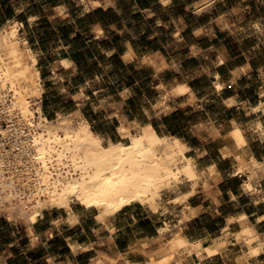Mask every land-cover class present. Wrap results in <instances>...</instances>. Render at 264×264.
Here are the masks:
<instances>
[{
    "label": "crops",
    "instance_id": "0c3cea01",
    "mask_svg": "<svg viewBox=\"0 0 264 264\" xmlns=\"http://www.w3.org/2000/svg\"><path fill=\"white\" fill-rule=\"evenodd\" d=\"M7 1L0 0V9ZM93 1H16L10 15L19 20H10L18 22L21 39L37 56L42 81L51 85L45 86L42 96L48 88L56 90L57 96L73 89L84 93L86 84L73 81L79 75L86 79L85 63L98 62L103 69L89 78L95 84L92 92L109 106L92 110L99 114V124L114 127L109 139H122V119L125 125L134 121L152 125L160 135L177 136L186 144L200 178L196 182L183 178L169 195L164 194L157 211L133 203L102 219L96 208L78 202L46 208L34 221L35 241L28 231L0 233V264H95L102 254L121 255L129 264H147L144 250L158 248L179 227L189 242H200L202 250L193 249L181 263L168 264H264V135L257 129L258 123L264 126L259 109L264 67L256 68V61L245 53H231L214 42L217 36H210V26L218 18L192 22L190 13L200 14L199 5L191 9L177 7L173 0H97V5ZM98 9L112 10L114 20L106 25L90 23L88 15ZM162 10L166 17H161ZM259 25L264 30V21ZM187 36L192 37L188 42ZM175 42L184 45L168 52L166 46ZM105 60L111 67L103 66ZM144 81L150 89L138 99L136 92ZM182 84L189 90L175 94ZM45 104L42 109L49 118L65 112L83 114L84 109H50ZM189 113L198 119L186 117ZM167 117L173 127H188L191 135L171 131L170 124L163 122ZM236 126L247 140L238 150L230 136ZM100 134L106 139L105 133ZM239 154L246 161L253 157L261 163L256 177L237 174ZM247 224L259 237L253 247L260 246L261 252L254 255L237 237ZM31 252L39 255L30 258ZM23 254L28 261L14 259Z\"/></svg>",
    "mask_w": 264,
    "mask_h": 264
},
{
    "label": "bare ground",
    "instance_id": "6f19581e",
    "mask_svg": "<svg viewBox=\"0 0 264 264\" xmlns=\"http://www.w3.org/2000/svg\"><path fill=\"white\" fill-rule=\"evenodd\" d=\"M209 4L211 0L197 10ZM97 29L102 31L99 26ZM188 90L189 86L182 84L174 93ZM43 93L37 56L21 39L18 22L9 20L0 28V103L16 116V123L0 132L4 139H10L11 146L20 148V153L13 156L0 148V209L10 217L22 218L31 236L36 237L34 221L46 208L70 207L77 201L96 208L102 219L133 203L157 211L170 186L178 185L183 178L199 180L195 161L177 136L160 135L152 125L136 121L125 125L122 119V139L106 141L81 111L47 117L41 105ZM261 99L259 109L264 113V91ZM257 129L264 135L261 123ZM214 134L219 132L215 130ZM12 135L16 136L13 140ZM230 136L237 150L247 143L238 126ZM242 156L237 155V174L250 178L257 175L261 163L253 157L246 161ZM240 219L243 225L247 221L245 214ZM253 227L247 224L237 234L249 246V255L261 250L260 246L253 247L258 237ZM193 249L202 250L201 243L189 242L179 227L158 248L144 253L147 264L181 263ZM121 257L102 254L95 264H129Z\"/></svg>",
    "mask_w": 264,
    "mask_h": 264
},
{
    "label": "rangeland",
    "instance_id": "374dc122",
    "mask_svg": "<svg viewBox=\"0 0 264 264\" xmlns=\"http://www.w3.org/2000/svg\"><path fill=\"white\" fill-rule=\"evenodd\" d=\"M16 1L18 0H8L7 5L3 6L2 9H0V27L6 24L10 19L19 20V17L11 16L13 10L16 8ZM206 1L207 0H173L174 5H176L177 7L186 8L187 6H189L191 7V9ZM206 7H208L209 9L208 12H205L203 10L205 8L204 7L200 11L196 10L198 11L197 13L200 14L190 13V20L192 22L199 21L202 23L207 22L212 18H218L217 23L210 26L212 30L210 36H213L214 34H216L217 36L214 39V42L220 44L221 46L227 47L231 53H245L246 56L256 61V68L262 69L264 67V32L261 31L264 30L259 25V22L260 20L264 21V0H211V4L207 5ZM160 15L161 17H166L167 12L162 10ZM222 15L225 16L220 17ZM256 31H259V36ZM191 38V36H187L186 41L188 42V40H191ZM23 41L26 44L25 39H23ZM169 42H171V40ZM182 45L184 44L175 42L174 46L167 45L166 50L168 52H171L173 50H176L177 48H180ZM105 62L106 63H102L103 66L106 65L105 67H111V63H109L108 60H105ZM93 63L94 61L85 63L84 65V72L86 76L85 80H83L79 75L80 78L78 79V81H73L74 84H77V82L78 84H81L82 82L86 84L84 86H86L87 89L84 93L77 91V89H73L62 96H57L55 94L56 90H51L50 88H48L46 90L47 93L42 96V102L44 101L46 103L45 107H50V109H53L55 107H84L83 114L90 120L94 130L105 133L106 141H108L109 135H113L114 127L110 126V124H99V114L92 110L93 107L109 106V102L104 99V97H101L99 94L96 95L92 92L93 89H95V84L93 83V81H90L91 79L89 78L103 69L98 62H95V65ZM136 80L137 82L140 81L139 79ZM145 82L146 81L140 83V85L138 86V90L136 92V98L138 99L140 98L141 93H144L150 89L147 88ZM42 83L44 88L45 86H51L48 82L42 81ZM74 99H77V101H75ZM138 103L140 102L138 101ZM55 116L57 115L55 114L54 117ZM186 117L194 121L198 119V116L191 113L187 114ZM168 118L170 119V117L164 118L163 122L168 126L170 124L169 127L171 131L174 129L177 132H180L187 136L191 135L192 132L190 131V129H188V127H178L177 124L176 127H173L174 123L169 122ZM159 122L161 121H158L157 124ZM211 145L216 146V144ZM175 187L176 186L173 185L170 186L164 192L165 195H169L170 193L168 191L174 189ZM73 203H77V201H74ZM22 220V218L8 216V213H6L5 210L0 209V233L6 235H11L13 233H17L18 231H20V235L25 234L26 231L30 233L28 226L25 222H23L24 220ZM32 237L34 239L33 241H35V236L33 235ZM167 238L168 237L166 236V239ZM36 255H39V253L36 254L35 252H31V255L28 254L30 258H33V256ZM25 256L26 255L23 254L14 259L19 260L20 263H24V260L28 261Z\"/></svg>",
    "mask_w": 264,
    "mask_h": 264
},
{
    "label": "built area",
    "instance_id": "2783aa9c",
    "mask_svg": "<svg viewBox=\"0 0 264 264\" xmlns=\"http://www.w3.org/2000/svg\"><path fill=\"white\" fill-rule=\"evenodd\" d=\"M14 123H16V116L9 111L8 107H4V105L0 103V129H5L8 125ZM15 137V135H12L11 139L13 140ZM9 140L10 139H4L0 132V148L9 150L13 156L20 153V148L17 146H11Z\"/></svg>",
    "mask_w": 264,
    "mask_h": 264
},
{
    "label": "trees",
    "instance_id": "16d2710c",
    "mask_svg": "<svg viewBox=\"0 0 264 264\" xmlns=\"http://www.w3.org/2000/svg\"><path fill=\"white\" fill-rule=\"evenodd\" d=\"M115 18V14L112 10L103 11L101 9L96 10L88 15L90 23L101 22L102 24H110ZM96 64L95 62L93 63ZM54 118V117H53ZM51 119V118H50Z\"/></svg>",
    "mask_w": 264,
    "mask_h": 264
}]
</instances>
